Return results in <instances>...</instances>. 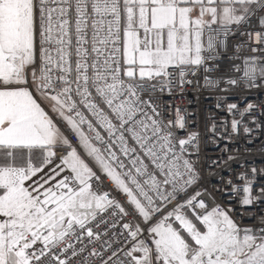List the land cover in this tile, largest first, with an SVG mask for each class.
<instances>
[{
  "label": "snow or ice",
  "instance_id": "obj_1",
  "mask_svg": "<svg viewBox=\"0 0 264 264\" xmlns=\"http://www.w3.org/2000/svg\"><path fill=\"white\" fill-rule=\"evenodd\" d=\"M190 76L227 153L255 107L227 94L264 87V0H0V264H264V209L232 207L264 204L257 169L217 202L201 133L158 102Z\"/></svg>",
  "mask_w": 264,
  "mask_h": 264
},
{
  "label": "built area",
  "instance_id": "obj_2",
  "mask_svg": "<svg viewBox=\"0 0 264 264\" xmlns=\"http://www.w3.org/2000/svg\"><path fill=\"white\" fill-rule=\"evenodd\" d=\"M245 25L244 28H247ZM253 28L258 27V23L253 21ZM229 45V53L232 52L231 43ZM246 55H254L250 50L245 52ZM258 55V54H256ZM227 64V61L224 62ZM193 80L191 85H185L183 89H178L173 92L172 95H164L159 103H163L165 106H171L172 108L179 107L182 110H186L189 120L190 130H197L201 133V175L203 180L201 185L203 188H207L209 192H212L216 196L217 202H223L225 197L223 193L214 191L221 187L222 181L220 177L227 178L229 176L228 169L231 168L235 171H240V165L243 163L247 170L251 172V169L255 167L257 169L258 182L264 181V176L260 175V170L264 169V87L253 88L248 90L243 84L233 89L227 94V100L224 103H236L238 109L242 110L248 103H252L255 107L250 114H246L239 129V134H233L231 137V143L228 144V152L224 153V141L219 142V147H215L211 142L205 143L208 137L205 135L207 129L210 127L213 119L219 121L221 118L229 120V132H230V120L231 118L221 110L215 108L216 100L211 97L215 93H208L197 87V77H189ZM255 118L257 123H252V118ZM239 119V115L236 117ZM247 126L253 131L250 134L243 132V126ZM180 135H185L180 133ZM210 136L211 134L208 133ZM75 139V138H73ZM228 155L237 156L239 159L234 161H228ZM223 158V167H209L212 159ZM206 201L208 197H203ZM236 214L244 213V223H254L255 217L249 220L247 217L249 214L254 213L256 215L261 214V210L264 209V204L259 207L240 208L237 204H232Z\"/></svg>",
  "mask_w": 264,
  "mask_h": 264
}]
</instances>
